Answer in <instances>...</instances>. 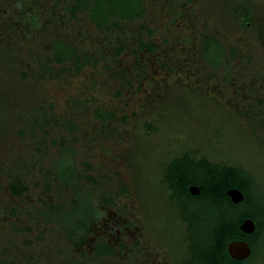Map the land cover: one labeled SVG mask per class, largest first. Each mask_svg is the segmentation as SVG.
I'll list each match as a JSON object with an SVG mask.
<instances>
[{
  "label": "rangeland",
  "instance_id": "1",
  "mask_svg": "<svg viewBox=\"0 0 264 264\" xmlns=\"http://www.w3.org/2000/svg\"><path fill=\"white\" fill-rule=\"evenodd\" d=\"M144 1L143 16L105 33L84 15L65 14L68 0H27L35 24L19 8L0 11V176L16 173L31 189L6 218L0 180V262L79 264L59 224L32 215L46 200L76 207L78 191L125 219L134 241L177 262L188 250L180 213L189 212L163 176L186 157L247 175L250 206L228 218L264 212V0H171L179 9ZM199 34L215 37L225 63L213 66L200 53ZM57 37L74 42L88 64L50 62ZM139 39L156 49L140 52ZM67 167L72 181L63 185L55 178ZM249 263L264 264V234Z\"/></svg>",
  "mask_w": 264,
  "mask_h": 264
},
{
  "label": "trees",
  "instance_id": "2",
  "mask_svg": "<svg viewBox=\"0 0 264 264\" xmlns=\"http://www.w3.org/2000/svg\"><path fill=\"white\" fill-rule=\"evenodd\" d=\"M27 0H16L18 4L26 3ZM70 4L65 7V13L70 18H76L79 12H85L90 23L99 30L112 31L121 28V22L133 21L143 13L142 0H69ZM19 7L20 19L29 20L32 24L37 22V18L28 13L22 5ZM36 21V22H35ZM204 51H209L207 58L213 66L224 60L222 48L218 43H210L208 47H203ZM217 49V50H214ZM52 60L55 63L69 62L71 68L80 69L88 64L89 57L84 55L83 59L79 55L78 47L74 42L65 43L60 39L52 41ZM46 64V63H45ZM90 64V63H89ZM48 66L42 67V70ZM102 117L101 112L97 113ZM186 157V155H184ZM193 157V156H192ZM187 158V157H186ZM181 165L170 162L166 166L163 180L171 190V197L177 200L178 205L185 208L180 213V218L187 226V240L195 247L204 246L206 243L218 245L230 239L241 238L245 234L240 231L238 224L243 217H253V213L245 211L236 217H227V211H235L250 203V184L247 175L240 169L223 164L212 163L205 158L198 160L186 159ZM67 167V181L71 184L70 171ZM68 171V172H67ZM190 185L196 186L197 194L188 191ZM229 188H237L243 194V199L239 203H232L225 191ZM76 207L68 209L70 218H75V225L81 224L84 227L85 214L90 216L92 209L89 204V195L80 191L76 192ZM81 220V222H79ZM72 230V227L69 231ZM206 233V238L200 240V236ZM205 237V236H204ZM214 247V246H213Z\"/></svg>",
  "mask_w": 264,
  "mask_h": 264
},
{
  "label": "flooded vegetation",
  "instance_id": "3",
  "mask_svg": "<svg viewBox=\"0 0 264 264\" xmlns=\"http://www.w3.org/2000/svg\"><path fill=\"white\" fill-rule=\"evenodd\" d=\"M29 1V0H28ZM194 0H182V3L179 4V7L185 6L186 4H193ZM197 1V0H196ZM69 2V3H68ZM68 4H70V1L68 0ZM167 2V1H166ZM143 3V14L145 13V1L142 0ZM168 3L171 6H175L171 0H168ZM185 3V5H184ZM66 4V6L68 5ZM2 5H5V7H1ZM0 5V11L6 12L11 10L12 8H19L20 5L16 1L13 0H4V2ZM176 7V6H175ZM179 7L177 9H179ZM65 12V9H64ZM68 15V13H65ZM240 14V15H239ZM84 15L87 22L93 26V28L96 31L97 30L92 23L88 20L85 12H79L76 14L77 16ZM175 15V13H173ZM239 16L245 15L243 11H240L238 13ZM140 16V17H141ZM139 17V18H140ZM137 18V19H139ZM243 18H246V16ZM73 19V18H72ZM136 20V19H134ZM133 20V21H134ZM247 20V18H246ZM3 22V21H2ZM125 22H132V21H123L121 23ZM120 23V24H121ZM101 33H105V30L99 31ZM198 41L202 42L199 44V51L200 53L205 55H210L209 51L203 50L205 46L208 47V44L210 45L212 43H218L219 42L215 39L213 36L205 35V34H199ZM58 39L62 40L65 43H68V40H63L60 37H57ZM186 41V40H185ZM71 42V41H70ZM219 46L222 48V52L224 55V60H222L221 63L226 62V52L224 51L223 46L219 44ZM51 61L52 60V42H51ZM138 48L139 51H148L152 52L154 49H156L154 42L152 41H143L141 39L138 40ZM79 50V49H78ZM82 52V50L79 51V55ZM181 52H184V50H181ZM230 54H237L236 51H229ZM192 56V52L190 55V58ZM236 56V55H235ZM234 56V57H235ZM55 63V62H54ZM57 64H63V63H57ZM84 66V65H83ZM82 66V67H83ZM81 67V68H82ZM67 168H60L58 169L57 177L55 178L56 181L62 182L63 185H67V173L65 172ZM4 177L0 176V180H5L6 183L2 185L3 189V195L5 197L3 198V204H2V211L5 212L6 218H12L10 216H13L15 211L20 212V206H21V199L27 198L30 192L29 186L24 182V179L21 176H18L15 174L5 173L3 175ZM54 180V179H53ZM48 183H45V188L48 189ZM192 186V185H190ZM189 191V190H188ZM244 197V196H243ZM5 199V200H4ZM30 202H33L35 204L34 200H31ZM48 200L45 201L44 205H46L45 208H41L38 205L35 204V210H33L32 215L34 217H38V223L42 224H50L52 221H56V223L59 224L61 231H63L64 235L67 238V245L70 246L72 249H76L78 255L80 256L81 260L78 262L79 264H89L90 261L96 262L100 260H104V263L109 264H116L117 259L121 260L122 264H168L167 260L163 256H159L158 252H156L153 249H146L141 243H138L134 241L136 235L134 233L135 228H129L126 224L125 219H119L120 217H116L115 212H111L107 207H103V211L99 210L98 207L92 203L89 200L88 206L92 209L90 216L88 214H85V221H84V227L81 226V224H78L77 226L74 224L77 219L70 218L66 214H68V210H63L62 206L57 205H51L47 203ZM33 203L29 204L32 205ZM39 203V202H38ZM11 207V208H10ZM258 210V209H257ZM106 214V216L101 215V213ZM255 212V211H254ZM258 210L257 212L253 213V217H243L241 222L238 224V228L240 229V224L245 219H250L253 222L254 228L252 232H245L242 231L244 235H242L241 238L238 239H230L225 243H220L218 245L214 244L213 246L210 243H206L204 246H193L188 240V250L185 255L181 256V259H179L177 262H175L171 257V264H250L249 259L252 257V255L257 250V247L260 243V238L264 234V212ZM111 214V215H110ZM81 222V220L79 221ZM39 226V225H38ZM23 228L37 230V227L35 225L32 226H24ZM72 227V230L69 231V229ZM233 241H244L246 242L249 253L244 258H234L229 254L228 251V245L230 242ZM137 247V248H136ZM144 247V249H143ZM86 259V260H84ZM110 259H115L113 262ZM0 264H5L3 262H0Z\"/></svg>",
  "mask_w": 264,
  "mask_h": 264
},
{
  "label": "water",
  "instance_id": "4",
  "mask_svg": "<svg viewBox=\"0 0 264 264\" xmlns=\"http://www.w3.org/2000/svg\"><path fill=\"white\" fill-rule=\"evenodd\" d=\"M188 190L191 194H197L198 189L196 186H189ZM226 195L229 197L232 203H239L243 199L242 192L237 188H229L225 191ZM240 229L245 232H252L254 225L252 220L245 219L240 224ZM229 254L234 258H244L249 253V248L244 241H233L228 245Z\"/></svg>",
  "mask_w": 264,
  "mask_h": 264
}]
</instances>
